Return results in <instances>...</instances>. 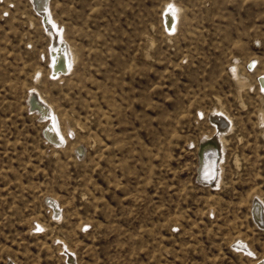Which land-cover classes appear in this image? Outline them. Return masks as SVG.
<instances>
[{
    "label": "rangeland",
    "instance_id": "rangeland-1",
    "mask_svg": "<svg viewBox=\"0 0 264 264\" xmlns=\"http://www.w3.org/2000/svg\"><path fill=\"white\" fill-rule=\"evenodd\" d=\"M46 5L71 56L58 78L32 0H0V264H263L264 0ZM215 112L231 130L212 186L197 169Z\"/></svg>",
    "mask_w": 264,
    "mask_h": 264
},
{
    "label": "bare ground",
    "instance_id": "bare-ground-1",
    "mask_svg": "<svg viewBox=\"0 0 264 264\" xmlns=\"http://www.w3.org/2000/svg\"><path fill=\"white\" fill-rule=\"evenodd\" d=\"M46 2L47 0H32V5L35 12L38 13L45 25L50 27L49 34L51 45L48 51L49 73L58 78L59 76L66 75L68 73L71 65V56L65 40L62 38L59 29L56 27L55 22L52 21L48 13ZM167 8L168 7H165V9L162 10L163 18H161V22L163 19L167 30H169V32H173L175 29L177 14L173 7L171 11H166ZM263 86L264 76L260 78L259 88L261 89ZM29 102H32L31 106H36V108H31L30 110L38 111L41 118L48 122L47 125L45 124V137L51 142V144H54L53 146L63 145L65 142L64 136L58 130L55 118L48 110V107L43 106L40 102H37L34 95L29 98ZM209 120L215 127L216 133L213 137H207L200 142L197 175L200 182H206L207 184L214 186L218 182L220 172L219 158L222 153L221 142L223 141V136L230 132L231 128L229 120L220 112L213 113ZM80 151H82V149H80ZM259 202L260 200L258 199L253 200L255 205L254 208L252 207V215L254 220L257 221L260 226H264V210L263 206L260 204L261 202ZM54 209H56V207H54ZM239 245L243 244L239 242Z\"/></svg>",
    "mask_w": 264,
    "mask_h": 264
},
{
    "label": "built area",
    "instance_id": "built-area-1",
    "mask_svg": "<svg viewBox=\"0 0 264 264\" xmlns=\"http://www.w3.org/2000/svg\"><path fill=\"white\" fill-rule=\"evenodd\" d=\"M176 23H177V21H176ZM162 26H163V30H164V32H165L166 34H168V35H172V34L175 33V31H174V32H169V30H167V28H166V26H165V22H164V20L162 21ZM255 69H256V63L253 62V61L248 62V63L245 65V70H246V72H248V73H252ZM261 77H262V76H260V77L257 78V83H258V89H259L260 91H263L262 89L259 88V83H260V78H261Z\"/></svg>",
    "mask_w": 264,
    "mask_h": 264
},
{
    "label": "snow or ice",
    "instance_id": "snow-or-ice-1",
    "mask_svg": "<svg viewBox=\"0 0 264 264\" xmlns=\"http://www.w3.org/2000/svg\"><path fill=\"white\" fill-rule=\"evenodd\" d=\"M172 10V6L169 5L168 8L166 9V11H171Z\"/></svg>",
    "mask_w": 264,
    "mask_h": 264
},
{
    "label": "water",
    "instance_id": "water-1",
    "mask_svg": "<svg viewBox=\"0 0 264 264\" xmlns=\"http://www.w3.org/2000/svg\"><path fill=\"white\" fill-rule=\"evenodd\" d=\"M31 103H32V102H29V104H30V108H36V106H33V105L31 106Z\"/></svg>",
    "mask_w": 264,
    "mask_h": 264
}]
</instances>
